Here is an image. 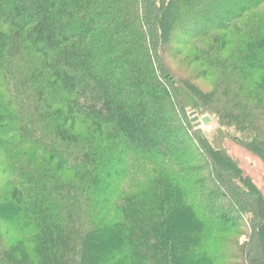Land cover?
I'll list each match as a JSON object with an SVG mask.
<instances>
[{"label":"trees","instance_id":"16d2710c","mask_svg":"<svg viewBox=\"0 0 264 264\" xmlns=\"http://www.w3.org/2000/svg\"><path fill=\"white\" fill-rule=\"evenodd\" d=\"M226 142L264 163V0H0V264H264Z\"/></svg>","mask_w":264,"mask_h":264},{"label":"rangeland","instance_id":"374dc122","mask_svg":"<svg viewBox=\"0 0 264 264\" xmlns=\"http://www.w3.org/2000/svg\"><path fill=\"white\" fill-rule=\"evenodd\" d=\"M190 118H192V116ZM194 128L198 129L203 135H209L215 130V124L211 122L207 126H194ZM225 147L232 157L239 160L245 173H247L254 180L255 184L264 195V163L254 155L232 144L231 142H226ZM226 202V200H222L217 203V206L222 207Z\"/></svg>","mask_w":264,"mask_h":264},{"label":"water","instance_id":"95a60500","mask_svg":"<svg viewBox=\"0 0 264 264\" xmlns=\"http://www.w3.org/2000/svg\"><path fill=\"white\" fill-rule=\"evenodd\" d=\"M191 116V123L194 124L195 127H199L201 125L207 126L212 122V119L207 115L202 118H199L193 113Z\"/></svg>","mask_w":264,"mask_h":264}]
</instances>
